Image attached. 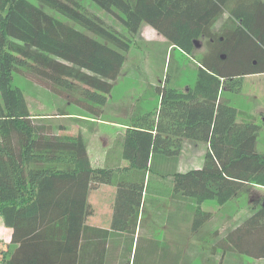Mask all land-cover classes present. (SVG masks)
<instances>
[{"label":"trees","instance_id":"16d2710c","mask_svg":"<svg viewBox=\"0 0 264 264\" xmlns=\"http://www.w3.org/2000/svg\"><path fill=\"white\" fill-rule=\"evenodd\" d=\"M89 1L124 31L78 0H0V217L15 245L11 252L0 249V264H77L78 251L88 245V191L114 176L90 165L82 133L31 114L14 76L61 98L66 107L56 115L69 114L70 105L79 115L102 117L141 23L191 57L197 41L205 39L207 51L195 58L193 87L146 86L139 103L146 98L154 104L126 129L123 157L145 169L157 154L176 158L182 138L208 144L200 168L172 174L173 192L194 203V229L211 216L200 208L203 201L223 205L248 185L264 187L259 125L238 120L237 109L222 96L238 92L243 76L264 73V0ZM223 13L227 24L216 35L213 26ZM214 235L220 261L227 252L264 259V203ZM100 237L104 245L105 235Z\"/></svg>","mask_w":264,"mask_h":264},{"label":"crops","instance_id":"0c3cea01","mask_svg":"<svg viewBox=\"0 0 264 264\" xmlns=\"http://www.w3.org/2000/svg\"><path fill=\"white\" fill-rule=\"evenodd\" d=\"M160 35L157 43L162 45L164 62L161 73L163 83L159 82V85L166 84L180 90L193 87L197 65L189 61V55ZM195 45L199 49L202 43L197 41ZM178 50L184 56V63L180 62L182 55ZM123 66L107 96L102 117L95 119L72 111L56 115L75 125L73 132H67L82 133L90 165L111 169L114 175L111 183L99 184L88 191L87 202L92 208V214L85 221L90 227L85 231L88 245L83 247V252L82 248L78 251L77 264H99L100 255L104 256L103 264H228L229 255L244 260L243 255L225 253L220 261V251L213 248L217 239L214 233L219 236L225 234L259 204L251 206L243 216L231 218L233 222L229 227L226 209L229 202L235 199L231 198L223 205L212 200L203 201L200 208L211 212V216L194 229L193 201L172 190L173 173L202 166L208 149L206 142L182 138L176 158L157 154L149 160L145 169L131 166L123 157L126 129L148 110L146 103L139 101L151 82L143 83L132 76L157 74L143 69L127 71ZM188 68L192 72L190 80L184 78ZM82 127L88 129L86 133ZM119 181H123L120 189L117 185ZM140 184L142 188L139 191L137 185ZM136 201L138 204H135ZM100 235H105L104 245ZM11 237L12 229L6 227L0 217V249L8 252L14 249ZM241 264H264V259L249 258Z\"/></svg>","mask_w":264,"mask_h":264},{"label":"rangeland","instance_id":"374dc122","mask_svg":"<svg viewBox=\"0 0 264 264\" xmlns=\"http://www.w3.org/2000/svg\"><path fill=\"white\" fill-rule=\"evenodd\" d=\"M89 12L94 13L101 17L104 22L108 25L124 31L122 25L116 21L109 13L104 12L94 3L89 0H78ZM47 12L54 15L55 17L61 18L62 20L68 21L61 15L55 13L50 9H46ZM69 22V21H68ZM227 24V13H223L218 17L213 26V31L216 35L223 33V29ZM143 25V26H142ZM141 28L138 29L137 34L133 39L125 58V64L123 69L132 70L140 69L146 70L148 72L157 73L151 76H139L133 75L134 79H138L143 83L151 82L154 85H158L159 82L163 83L162 76V65L164 62V51L162 45L157 43L159 39V33L154 31L147 24L142 23ZM161 36V35H160ZM162 37V36H161ZM156 42V43H155ZM202 46L194 51V56H190V62L193 61L195 65V58L201 57L206 51L207 46L205 39L201 41ZM178 53L181 54L178 50ZM179 54L177 57L179 58ZM182 55V54H181ZM180 62L184 63V56L180 57ZM171 64V62H170ZM197 67V66H196ZM191 70L188 68L185 71L184 78L191 79ZM158 75V76H157ZM13 85L20 87L23 91L25 100L27 102L29 111L31 114L36 116H51V119L57 120L58 123L64 125L67 131H74L75 125L65 118H57L56 113L58 109H65L66 104L61 98L50 90L43 88L33 82L32 80L16 74L14 76ZM127 78V77H126ZM128 79V78H127ZM144 85V84H143ZM146 90V88H145ZM222 96L228 100L231 106H234L238 111V120L240 119H250L255 121L259 125V130L257 134L256 141V151L259 153H264V73L248 74L243 76L241 81V88L238 92L222 91ZM147 107L151 108L154 102L152 100L146 101V98L142 101ZM157 102V101H156ZM155 102V103H156ZM69 109L68 112H79L77 107L75 108L67 105ZM83 131L86 133L88 129L82 127ZM249 188L241 191L237 196L233 197V202H229L227 205V215L228 221L227 226L231 227L233 220L236 216L239 218L250 209V207L256 204L264 203V187L259 185L251 184ZM221 216V214H220ZM222 218V217H221ZM239 222V221H238ZM235 225V224H234ZM233 225V226H234ZM228 227V228H229ZM233 253V252H227ZM236 257V256H235ZM239 257V256H238ZM234 258L233 256H228V264H241L248 260L244 257V260L240 261L239 258Z\"/></svg>","mask_w":264,"mask_h":264}]
</instances>
